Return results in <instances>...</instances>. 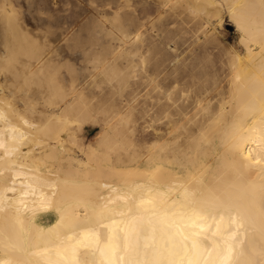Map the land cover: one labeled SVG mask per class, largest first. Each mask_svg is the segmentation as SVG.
Here are the masks:
<instances>
[{"label":"bare ground","instance_id":"6f19581e","mask_svg":"<svg viewBox=\"0 0 264 264\" xmlns=\"http://www.w3.org/2000/svg\"><path fill=\"white\" fill-rule=\"evenodd\" d=\"M18 1L0 0V264H264V0H102L93 6L100 14L94 16L98 19L93 29L108 52L100 49L104 55L89 57L84 83H73L68 90L51 84L55 68L49 63L55 50L28 35ZM223 4L244 52H236L225 65L221 62L222 72L228 68L225 77L215 63L205 70L201 65L205 79L190 85L180 83L179 75L169 82L170 69L180 68L185 58H171L164 48L167 59H159L165 51L154 49L156 67L150 60L155 56L149 61L155 74L148 77L156 82V94L150 83L143 90L147 95L152 88L150 96L158 98L142 96L162 111L150 118L152 107L140 105V94L131 98L125 93L130 81L140 79L150 65L143 47L126 50L146 33V27L144 33L137 26L145 25L143 19H151L153 10L161 17L147 22L151 28L166 14L188 10L211 24ZM141 13L148 19L134 25L129 18ZM125 16L129 20H122ZM59 17L47 27L59 26ZM173 19L170 26L176 33ZM197 23L199 30L206 28V23ZM132 25L142 33L133 26L137 33L131 35ZM166 37L162 39L174 41ZM141 38L139 42L146 40ZM197 73L187 74L200 81ZM85 88L99 89L101 95L103 88L109 89L106 92L113 99L119 94L116 101L129 110L118 109L109 95L106 99L113 104L103 110L109 104L105 94L97 99L98 108L86 98ZM52 92L62 99L48 102ZM33 95L44 102L33 107ZM62 106L64 112H57ZM97 108L101 115L93 111ZM186 109L193 111L182 115ZM98 117L101 128L84 150L86 157L72 154L67 141H78L75 131L84 128L85 120L98 122ZM148 135L156 138L140 146V138Z\"/></svg>","mask_w":264,"mask_h":264},{"label":"rangeland","instance_id":"374dc122","mask_svg":"<svg viewBox=\"0 0 264 264\" xmlns=\"http://www.w3.org/2000/svg\"><path fill=\"white\" fill-rule=\"evenodd\" d=\"M100 1H102V0H19L18 1V4H17V8H18V14L20 15V16H22L23 18H24V24L26 25L25 26V28L27 29L26 31H27V33H28V35H30V36H34L33 37V39L36 41V40H41V38L44 40V42H46L47 43V46L50 48V49H52V50H55L54 51V53H55V56L53 55V56H50L51 57V60L53 59V61H50L51 63H49V67L51 68V66H52V70H53V67L56 69H54V71L51 73L50 71H49V67H48V72L50 73V74H52V76L50 75V79L53 77H56V78H54V80L57 82L58 80H60V81H58V83H56L55 81H53V78L51 79V84H56L58 87H60V85L62 86V88L64 89L65 88V90H68V87L69 86H71L73 83L75 84V85H78V83H79V85L81 84V83H84L83 82V78H84V71H86V69L88 70V67H91V66H88L89 65V60H87V59H90L92 56H94V55H96V53H99V54H97V55H100V56H102V55H104V54H102V50H100V49H103V50H105L104 52H108V50H106L107 49V46L105 45V43H100V42H98L97 40V37H96V32H95V28H94V23L96 22L95 20L96 19H98L99 18V16H100V14H97V12L95 13V10H94V8H93V6L95 5H97V4H99L100 3ZM25 2V3H24ZM92 2H94V3H91ZM97 3V4H96ZM136 4H138V2H136ZM91 5H92V7H91ZM152 5L153 6H155V4L154 3H152ZM225 4H223L222 6H221V8H220V11L218 12H215V15H214V17H213V19L211 20V24L210 23H208L207 21H206V19L204 18V16H201V14H200V16L198 15V14H196L194 11H187V12H184V13H180V14H176V15H169L170 17H167L168 15L166 14H163V15H165L164 16V18L166 19H163L161 22H158V25L157 26H153L152 25V28H153V30H152V28H151V25H150V23H148L147 24V22H150V20L151 19H155V20H158V18L159 17H161V16H159V15H157V13H155V10H153V11H151V15L148 17V18H150L151 17V19H149V20H146V19H143V18H147V15L145 16V14H143V13H141V14H138V17L137 16H134V18L133 19H131V17L129 18V17H127V16H125V18H122V20L124 19V21L126 20H129L130 19V21H132L133 22V24L135 25V24H137V22H139V21H141L142 22V20L141 19H143L144 21V23H146L144 26L142 25L141 26V28L139 27V26H137L138 28H139V30H143L142 32H144L145 33V31H146V33H148V34H144V35H147V36H144V35H142L143 33L141 32V31H138V28L137 27H135L134 25H132V30H133V34H131V35H134L135 34V32L136 31H134V30H136L137 29V32H140V33H142L141 35L142 36H144V38L143 39H145L146 38V40H142V38H141V35H139V38L135 41V45H137V46H129V47H127L126 48V50H131V49H136V47L137 48H141L142 49V47H143V53L145 54V52H144V50H147V52H148V54L150 55V56H148V65L150 64L151 66L153 65L154 66V64H155V67H156V63H154L155 61H154V58H158V57H162V58H159V59H163L164 57H165V55H166V58L165 59H167V53L169 52L170 53V57L171 58H174V59H176L177 58V60H179V59H183V58H185V62L184 61H182V63H181V67L180 68H178V69H176V70H172L173 68H171L170 70H171V73L173 74H170L169 72V74L170 75H172V76H169V82H171L170 80H171V77H173L174 75H179L180 76V79H183V80H181L180 81V83H182L184 80V82L185 83H187V84H190L189 83V81L191 82L192 80H193V82H195L196 83V80H197V83H199V82H201L202 81V78H203V74L205 73V75H206V71H204L205 70V68L207 67V68H210V67H213L214 65L215 66H217V68H216V70H217V73H218V71H219V75H223V74H227L226 73V71L228 72V70H225V69H228L227 67L226 68H224L223 70V72H222V67H223V64L224 63H227L228 62V60H229V58L230 57H235V55H236V52L238 53H241V52H244L243 51V48H242V45H240V43H239V36H240V34H239V31L238 30H236V26H235V24L233 23V21L230 19L231 17H230V15H229V11H228V9H226V5L224 6ZM94 6V7H95ZM20 10H21V12H20ZM93 10H94V12H93ZM20 12V13H19ZM93 12V13H92ZM157 12V11H156ZM192 14H191V13ZM94 13H95V15H94ZM187 14V13H190V15L188 14L187 16H188V18H189V16H190V18H192V15L193 14H195L194 16H193V18L195 19V21L193 20V18H192V20L190 19H188L187 18V16L186 17H184V15L183 14ZM57 14H59V26H56V25H53V24H51V25H49V27H47L48 25V23H50V22H55L54 20H55V17H56V15ZM155 16H154V15ZM175 14V13H174ZM185 14V15H186ZM162 15V14H161ZM162 15V16H163ZM182 15H183V17H182ZM198 15V16H197ZM94 16H97V17H94ZM156 17V18H154V17ZM171 16H173V17H175L174 19H173V17H171ZM176 16H177V18L179 17V21H181L182 22V20H184L183 22H185V23H181V24H179L180 22L179 21H177L178 19L176 18ZM153 17V18H152ZM202 17V18H201ZM129 18V19H128ZM147 18V19H148ZM168 18L170 19V20H168ZM182 18V19H181ZM201 18V19H200ZM36 19V20H35ZM95 19V20H94ZM137 19H138V21H137ZM174 20L175 22H177L176 24H175V26H178V27H176V29L178 30L176 33H175V27L174 26H172V27H174V28H171V26L170 25H174L173 24V22L171 21V20ZM175 19H177V20H175ZM197 19V20H196ZM203 19H205V20H203ZM146 20V21H145ZM199 20L202 22L200 25L202 26H205L204 24L206 23V28H204V27H202L200 30H199V28H198V23L197 22H199ZM168 21V22H167ZM190 21V22H189ZM191 21H193V22H191ZM197 21V22H196ZM204 21H206V22H204ZM57 22V21H56ZM141 22L140 23H138V24H141ZM162 22L164 23V24H162ZM172 22V23H171ZM174 22V23H175ZM188 24H187V23ZM194 22H196V23H194ZM44 25H43V24ZM165 23H168V24H165ZM190 23H193V25L192 24H190ZM81 24V25H80ZM137 24V25H138ZM159 24H160V26H159ZM179 24V25H178ZM187 24V25H186ZM53 25V26H52ZM165 25H167L168 26V28H165V27H167V26H165ZM181 25V26H180ZM183 25V26H182ZM188 25L190 26V27H192V28H189L188 27ZM192 25V26H191ZM197 25V26H196ZM42 26V27H41ZM47 28H46V27ZM51 26V27H50ZM85 26V27H84ZM136 28H134V27ZM159 26V27H158ZM163 26V27H162ZM197 28H196V27ZM45 27V28H44ZM146 27V28H145ZM149 27L151 28L150 29V31L152 32V34H150L149 35V32H147V31H149ZM158 27V28H157ZM161 27V28H160ZM179 27H181V28H179ZM185 28L184 30H185V32H186V30L189 32V34L188 33H185V32H183L184 30L182 29V28ZM51 28V29H50ZM94 28V29H93ZM144 28L145 29H147V30H145L144 31ZM157 28V29H156ZM165 28V30H162V29H164ZM194 28V29H193ZM203 28L204 29H206V30H203ZM31 29V30H30ZM160 29V30H159ZM173 29V30H172ZM183 31H182V30ZM189 29V30H188ZM192 29V30H191ZM195 29H197V30H195ZM29 30V31H28ZM35 30V31H34ZM43 30V31H42ZM168 31V33L170 34V36H168L169 34L167 33V31ZM210 30V31H209ZM37 31V32H36ZM42 31V32H41ZM92 31H93V35H95L94 37H92ZM157 33H156V32ZM161 31H163V32H165V34L167 35V37H166V35L164 36V35H162V33H161ZM193 31H197V32H193ZM198 31H200V32H198ZM204 31H207V32H204ZM34 32V33H33ZM136 32V33H137ZM150 32V33H151ZM158 32H159V34H158ZM181 32H183L184 34H186V35H188L187 36V38H186V36H184L183 37V35L181 36ZM193 32V33H192ZM46 33V34H45ZM156 33V34H155ZM196 33V34H195ZM199 33V34H198ZM202 33V34H201ZM207 33H209V34H207ZM216 33V34H215ZM40 34V35H39ZM198 34V35H197ZM206 34V35H205ZM212 34V35H211ZM36 35V36H35ZM150 37H149V36ZM160 35V36H159ZM203 35H205V36H203ZM214 35V36H213ZM151 36H155V37H157V38H154V37H151ZM159 36V37H158ZM177 36V37H176ZM191 36V37H190ZM211 36H213V38L211 37ZM46 37V38H45ZM149 39H148V38ZM163 37H166V38H164V39H167V38H170V41L171 40H174V41H171V42H169V39H167V40H163L162 38ZM184 39H183V38ZM189 37V38H188ZM39 38V39H38ZM140 38H141V40L142 41H145L144 42V44H143V42L141 41V42H139L140 41ZM151 38V39H150ZM175 38V39H174ZM181 38L183 39V40H181ZM207 38V39H206ZM210 38V39H209ZM148 39V40H147ZM186 39H188V40H186ZM97 42H95V41ZM150 40H152V41H150ZM153 40H154V42L156 43V44H158V47H157V49H156V45H155V43H153ZM158 40V41H157ZM159 40H160V44L161 43H163V42H169V43H171V44H167L166 45V43H164L163 45L161 44V45H159V43H157V42H159ZM163 40V41H162ZM175 40H176V42H175ZM184 41V43L185 44H183L182 45V43H181V41ZM205 40V41H204ZM152 42V43H150V42ZM186 41V42H185ZM92 42V43H91ZM94 42V43H93ZM178 42V43H177ZM98 43L100 44L99 46H98ZM120 44L119 42H114L113 41V44ZM139 43H141L140 44V46H139ZM152 44V45H149V44ZM173 43H175L174 45H173ZM181 43V44H180ZM91 44H93V45H91ZM103 45V47L101 48L100 46H102ZM178 44V45H177ZM221 44V45H220ZM96 45V46H95ZM143 45V46H142ZM153 45H155V47L153 46ZM177 47H176V46ZM179 45L181 46L180 48H179ZM217 45V46H216ZM98 46V47H97ZM117 46V48L118 49H120L121 47L123 48V46H121V44H120V46L119 45H116ZM145 46H147V47H145ZM163 46V47H162ZM167 46V47H166ZM173 46H175V47H173ZM58 47V48H57ZM125 47V46H124ZM134 47V48H133ZM150 47H152L151 49H150ZM154 47V48H153ZM161 47V49H159ZM178 48V49H173V48ZM230 47H231V49H230ZM233 47V48H232ZM121 48V49H122ZM129 48V49H128ZM139 48V49H140ZM144 48H146V49H144ZM164 48H165V50L167 51V53H166V51L164 50ZM155 49V50H154ZM162 49L165 51V53H163V55L164 56H162V55H160L161 53L160 52H162ZM170 49H171V51L172 52H170ZM93 50L95 51V53L93 52ZM156 51L157 50V52H159L158 50H161L158 54V57L156 56L157 55V53L154 55V51ZM169 50V51H168ZM174 50L176 51V52H174ZM236 50V51H235ZM101 51V52H100ZM163 51V52H164ZM90 52H93L92 54H90ZM103 52V53H104ZM147 52H146V54H147ZM150 52V53H149ZM233 52H235V54L233 53ZM221 53V54H220ZM143 54V55H144ZM145 54V55H146ZM147 54V55H148ZM151 54H153V55H151ZM180 54V55H179ZM231 56H230V55ZM234 54V55H233ZM57 55V56H56ZM146 55V56H147ZM169 55V54H168ZM178 55V56H177ZM189 55V56H188ZM222 55V56H221ZM233 55V56H232ZM153 56H155V57H153ZM53 57V58H52ZM88 57V58H87ZM90 57V58H89ZM150 57H153V58H150ZM183 57V58H182ZM187 57V58H186ZM227 57V58H226ZM86 58V59H85ZM149 58H150V60H152L151 62L152 63H154V64H151L150 63V61H149ZM168 58H169V56H168ZM198 58V59H197ZM194 59H195V61H194ZM199 60L200 61V63H198V61L197 60ZM215 60V61H212L211 62V60ZM227 59V60H226ZM184 60V59H183ZM137 61V60H136ZM161 61V60H160ZM224 61V62H223ZM54 62V63H53ZM159 62V61H158ZM186 62H187V64H186ZM197 62V63H196ZM204 62H206V63H204ZM207 62H211V65H210V63H207ZM218 62V63H217ZM223 64H222V63ZM138 63H140V59L138 58ZM213 63H215L214 65H213ZM221 63V64H220ZM123 65L125 64V63H122ZM185 64L187 65L186 66V68L184 67L185 66ZM193 64H194V66H193ZM51 65V66H50ZM86 65V66H85ZM148 66L149 67V69L145 72V70L144 71H142V72H145V73H142L141 74V78L140 79H133V80H131L130 81V83H131V86L130 87H128V89H127V91H125V93L127 92V96L128 97H131V98H133L132 96H135L134 98H136V96L138 95V94H140V96H139V100L141 101H139V103H140V105L142 106V107H152V102L154 101V99L157 97L156 95L154 96V98L153 97H151L150 96V91L149 90H151L152 88L151 87H153V91L155 92L156 91V88H155V86L154 85H152V84H155L156 82H154L151 78H149L148 77V75L150 74V72H152L151 74L153 75V74H155V71H154V69H156L155 67H154V69H153V66L151 67V66ZM184 65V66H183ZM188 65H191L190 66V70H188L187 71V67H188V69H189V66ZM199 65V67H197ZM203 66V71L204 72H202V70L201 69H199L200 68V66ZM204 65H206L205 67H204ZM225 65V64H224ZM139 66V65H138ZM222 66V67H221ZM87 67V68H86ZM147 67V68H148ZM192 67V68H191ZM199 69V71H200V73H197V72H199V71H197L198 69ZM84 68H86V69H84ZM194 68H195V70H194ZM202 68V67H201ZM206 68V69H207ZM219 68V69H218ZM137 69H138V71H140L139 70V67H137ZM136 69V70H137ZM152 69V70H151ZM180 69V70H179ZM181 69L182 70H184V71H181ZM197 69V70H196ZM211 69V68H210ZM209 69V70H210ZM135 70V71H136ZM194 71L195 73H197L198 75H201L200 77H201V80L199 81V78H195V80L193 79V76L192 75H188L187 73L188 72H192V71ZM58 71V72H57ZM177 71V72H176ZM180 73H179V72ZM185 71H186V73H185ZM221 71V72H220ZM55 72V73H54ZM60 72V73H59ZM154 72V73H153ZM174 72H176V73H178V74H174ZM86 73V72H85ZM141 73V72H140ZM139 73V74H140ZM148 73V74H147ZM56 74V75H55ZM150 74V75H151ZM58 75V76H57ZM145 75H146V77H145ZM149 75V76H150ZM151 75V76H152ZM186 75H188L187 76V78H186ZM205 75H204V78H203V80L205 79ZM221 75V77H225V75H223L222 76ZM150 76V77H151ZM185 78H184V77ZM209 77H212V76H214V75H208ZM149 79H148V78ZM190 77H192V78H190ZM207 77V76H206ZM58 78V79H57ZM144 79V78H146V79H144L143 81H145L144 82V86L142 87V85H143V81L141 80V79ZM213 78V77H212ZM33 79H35V78H33ZM32 79V80H33ZM140 80H141V82H140ZM146 80H147V82H146ZM148 80H150V81H152V83L149 81L148 82ZM133 81V82H132ZM141 83V86H140V84H139V82ZM188 81V82H187ZM44 82V81H43ZM53 82V83H52ZM60 82V83H59ZM137 82V84H135V83ZM193 82H191L192 84H193ZM151 84V89H148V97L151 99L152 98V100L153 101H151L148 97H143V96H145L146 95V93H144V91L146 90V88H147V86L149 85L150 86V84ZM171 84V83H170ZM192 84H190V85H192ZM56 85H54V86H56ZM133 85H135V86H133ZM147 85V86H146ZM56 86V87H57ZM53 87V86H52ZM79 87V86H78ZM106 88H109L108 86H105ZM104 87V88H105ZM137 87H138V89H137ZM144 87H146V88H144ZM61 87H60V89H62ZM103 88V92H102V95H101V97H100V95L98 94V92H100V90L98 91V90H95V89H91V91H90V89L88 88H85L86 89V91L84 90V92L86 93V95L85 96H87L86 98H88V99H90V100H92V101H94L93 103L94 104H96V105H98V108H100L99 107V98H103L102 96L105 94V99H106V97H107V95H109L107 92L109 91V89H104ZM140 88V89H139ZM130 89V90H129ZM134 89V90H133ZM143 89H145V90H143ZM33 90V89H32ZM108 90V91H107ZM129 90V91H128ZM136 90V92H134ZM152 90H151V92H152ZM54 91H56V89L54 90ZM58 91V90H57ZM107 91V92H106ZM92 92V93H91ZM138 92V93H137ZM107 93V94H106ZM137 93V94H136ZM34 94V93H33ZM57 94L58 93H56V92H52L51 93V95L49 96V98L48 99H50V100H47L48 102H55V100H58V99H62V98H60V94H58V96H59V98H57L58 96H57ZM95 95V97H94V95ZM117 94V93H116ZM129 94V95H128ZM136 94V95H135ZM142 94H143V96H142ZM154 94H156V92L154 93ZM99 96L98 98H96V96ZM119 95V94H118ZM118 95H115V99H113L110 95H109V97L111 98V100H110V98H109V101H111V102H115L116 103V107L118 106V109H121V108H123L122 107V102H121V100H119V99H121V97H120V95L118 96ZM146 95V96H147ZM34 96V95H33ZM56 96V97H55ZM89 96V97H88ZM117 96H118V101H116V99H117ZM143 97V98H142ZM39 100H38V99ZM85 98V97H84ZM85 98V99H86ZM92 98V99H91ZM108 98V97H107ZM145 98V99H144ZM158 98V97H157ZM32 99V101H33V107L34 106H40L41 105V103L42 102H44V101H42L43 100V98L39 95H35L34 97H32L31 98ZM37 99V100H36ZM42 99V100H41ZM97 99L99 100V101H97ZM104 99V100H105ZM144 99V100H143ZM95 100H96V103H95ZM108 99H106L105 101L106 102H108L109 104H105L104 106V108H103V110L106 108L107 109V106H112V104L113 103H111V102H109V101H107ZM144 102H143V101ZM146 100H149V101H146ZM119 101H120V103H119ZM36 102H37V104H36ZM117 102L119 103V104H117ZM145 104H143V103ZM35 103V104H34ZM39 103V104H38ZM47 103V102H46ZM98 103V104H97ZM102 102H100V104H101ZM150 103H151V105H150ZM114 106H115V104H114ZM140 106V107H141ZM95 107H97V106H95ZM103 107V106H102ZM108 107V108H109ZM141 107V108H142ZM153 107H155V108H153ZM153 107L151 108V111L153 112V114H151L152 112L150 111V114H149V117L150 118H152V116L151 115H153V117H155L156 115H159L160 113H161V111H162V109L160 108V106H154L153 105ZM158 107V108H157ZM53 108V107H52ZM59 108V109H58ZM58 108H56V111L57 112H64V110H61V108L63 109V106L62 107H58ZM97 108V109H98ZM111 108V107H110ZM49 109H51V107H49ZM94 109L93 111L94 112H98V114L100 113L99 111L101 110L102 111V109ZM161 109V110H160ZM129 109L128 108H123V112L125 113V111L127 112ZM185 110V109H184ZM184 110H182V111H184ZM188 109H186V111H184L185 113H182L181 112V114L183 115H185L187 112H192L193 111V109H190L189 111H187ZM39 111H41L42 112V110H39ZM39 111H36V114H38V113H41V112H39ZM160 111V112H159ZM27 114H28V111L26 110L25 111ZM154 112H155V115H154ZM157 112V113H156ZM135 113L138 115L139 113H138V109H135ZM36 114H31V116L32 115H34L35 117H37V118H39L40 117V114L39 115H36ZM141 114V113H140ZM181 114H179V115H181ZM100 115H101V113H100ZM103 116V115H102ZM102 116H100V117H102ZM140 116V115H139ZM34 117V118H35ZM36 118V119H37ZM150 118H149V120H150ZM91 119V118H90ZM148 120V121H149ZM153 120V119H152ZM62 121H63V118H62ZM98 122L100 121L101 122V119H99V117H98V120H97ZM86 124L84 125V128L82 129V130H78L77 129V131H75V133L77 134V136H78V141H79V143H78V141H76L75 143L73 142V141H71V140H69V141H67V145H71V147H72V149L73 150H71V153L72 154H74V151H75V154H76V156H79L80 155V157H86L85 156V152H84V150H86L87 151V149L89 148L88 146L91 144V143H94V141H95V135H96V132L101 128V124H100V122L98 123V122H92V120H89V121H87V120H85L84 121ZM95 123V124H94ZM134 123H135V121H134ZM150 123H151V121H150ZM100 125V126H99ZM79 131V132H78ZM150 131H152V130H150ZM62 133H63V131H62ZM135 133H136V135H137V133H139V130L138 131H135ZM83 136H84V138H83ZM79 138H80V140H79ZM146 138V139H145ZM151 138V139H150ZM152 138H153V140L156 138V137H154V136H151V135H148V136H144V138L142 137V139L140 138V141L139 142H142V143H139L137 140H136V143H139V144H141L140 146H144L145 144H147V142L149 143V142H151V141H153L152 140ZM144 139V140H143ZM150 139V140H149ZM144 141H146V142H144ZM82 142V143H81ZM77 143L78 144H80L81 146H82V144H83V146L81 147L80 146V148H79V146L77 145ZM138 144V145H139ZM86 145H87V147H86ZM137 145V146H138ZM136 146V147H137ZM140 146L139 147H137V149H139L140 148ZM75 147H77V148H75ZM86 147V148H85ZM142 149V147L139 149V151ZM143 150H144V147H143ZM80 151V152H79ZM142 151V150H141ZM79 153V154H78ZM81 153H83V154H81ZM123 156V155H122ZM46 158H47V156H45ZM48 159H49V157H48ZM47 159V160H48ZM93 161H95L94 159H92ZM65 161V162H64ZM63 162L64 163H66V164H68L69 162V160L67 161L66 159L64 160ZM67 161V162H66ZM93 161H91L93 164H95Z\"/></svg>","mask_w":264,"mask_h":264}]
</instances>
